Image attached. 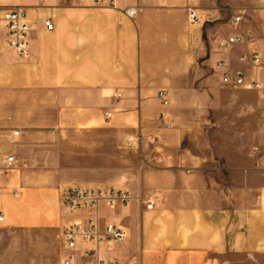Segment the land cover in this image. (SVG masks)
<instances>
[{"label": "crops", "instance_id": "crops-1", "mask_svg": "<svg viewBox=\"0 0 264 264\" xmlns=\"http://www.w3.org/2000/svg\"><path fill=\"white\" fill-rule=\"evenodd\" d=\"M261 1L220 26L212 0H197L196 25L185 0H0V264L264 256V92L225 85L215 71L224 62L264 85ZM14 6L33 28L27 58L6 44L2 9ZM75 187L129 193L127 206L94 215L100 232L121 226L124 242L68 249L64 229L88 220L62 203Z\"/></svg>", "mask_w": 264, "mask_h": 264}, {"label": "built area", "instance_id": "built-area-1", "mask_svg": "<svg viewBox=\"0 0 264 264\" xmlns=\"http://www.w3.org/2000/svg\"><path fill=\"white\" fill-rule=\"evenodd\" d=\"M67 2L68 0H61ZM101 0H98V2ZM108 1L110 6L116 8V0ZM187 2V12L189 21L192 25L200 23L199 7L197 0H185ZM136 10L130 9L126 13L129 17L136 16ZM235 24L242 21V15L236 16ZM2 22L5 27L6 44L7 47L17 52L21 57L27 58L30 50V34L32 26L28 20V12L25 8L20 6L8 7L2 9ZM45 27L49 31L54 30V24L51 20L45 22ZM241 41V37L235 35L228 40H220L219 46L222 49L232 48ZM253 62L256 66L260 63V56L255 54ZM215 71L221 74L222 82L225 85L234 88H245L248 90H257L264 92V85L255 81H248L241 73H233L224 62L217 64ZM159 98L162 100V105L166 108L169 105L168 96L165 91L159 93ZM109 116V113L107 114ZM167 114L164 112L161 115L160 123L163 127H167ZM18 135V133H16ZM149 142H154L153 137L147 138ZM14 157L6 159V169L10 170L14 164ZM61 200L64 207L73 213H84L88 215V220L85 223L77 222L63 231L64 239L67 243L68 249L74 250L78 242L89 243L92 241L103 242L106 241L111 244H120L126 238L124 229L114 223L106 225L102 232L99 231L94 215L98 213L101 206L106 205L110 208H117L119 206H127L131 197L128 192L118 190L116 188L95 189V188H69L62 192ZM149 208L154 207V203L150 202ZM4 218L0 216V222ZM64 264H73L72 258L69 257L64 261ZM97 264H116L113 262L98 261Z\"/></svg>", "mask_w": 264, "mask_h": 264}, {"label": "rangeland", "instance_id": "rangeland-1", "mask_svg": "<svg viewBox=\"0 0 264 264\" xmlns=\"http://www.w3.org/2000/svg\"><path fill=\"white\" fill-rule=\"evenodd\" d=\"M215 8L220 13L219 25L224 26L232 22L238 11H245V17H249V13L260 8L258 4L261 0H212ZM230 264H264V256L258 257H231Z\"/></svg>", "mask_w": 264, "mask_h": 264}]
</instances>
